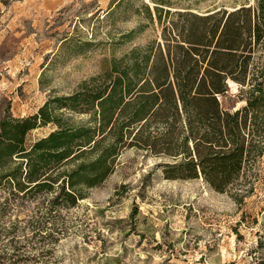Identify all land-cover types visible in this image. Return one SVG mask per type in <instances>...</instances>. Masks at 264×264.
<instances>
[{"label":"rangeland","instance_id":"obj_1","mask_svg":"<svg viewBox=\"0 0 264 264\" xmlns=\"http://www.w3.org/2000/svg\"><path fill=\"white\" fill-rule=\"evenodd\" d=\"M165 1L170 15L161 24L145 21L143 5L153 10V0H0V118L32 116L113 60L162 43L174 11L204 15L252 0ZM237 90L229 82L228 96ZM56 114L73 124L88 120L67 109ZM55 129L31 130L25 144ZM166 161L123 148L106 179L69 207L3 183L0 264H264V153L241 202L201 178L165 179L158 164Z\"/></svg>","mask_w":264,"mask_h":264},{"label":"trees","instance_id":"obj_2","mask_svg":"<svg viewBox=\"0 0 264 264\" xmlns=\"http://www.w3.org/2000/svg\"><path fill=\"white\" fill-rule=\"evenodd\" d=\"M153 4V10L143 5L145 21L161 23L171 5ZM172 15L177 21L162 28V43L113 60L107 71L71 95L51 98L32 116L1 117L0 186L44 194L50 207L74 206L112 172L123 148L136 146L168 159L158 164L165 179L201 178L241 202L264 153V0ZM229 82L238 87L230 96ZM59 109L88 120H62ZM47 124L56 129L25 144L31 130Z\"/></svg>","mask_w":264,"mask_h":264}]
</instances>
